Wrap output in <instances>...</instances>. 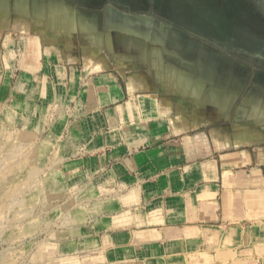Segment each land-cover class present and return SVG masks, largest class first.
Returning <instances> with one entry per match:
<instances>
[{
    "label": "crops",
    "instance_id": "1",
    "mask_svg": "<svg viewBox=\"0 0 264 264\" xmlns=\"http://www.w3.org/2000/svg\"><path fill=\"white\" fill-rule=\"evenodd\" d=\"M207 32L111 0H0V101L47 121L97 193L76 238L93 264H264V60Z\"/></svg>",
    "mask_w": 264,
    "mask_h": 264
},
{
    "label": "rangeland",
    "instance_id": "2",
    "mask_svg": "<svg viewBox=\"0 0 264 264\" xmlns=\"http://www.w3.org/2000/svg\"><path fill=\"white\" fill-rule=\"evenodd\" d=\"M120 3L131 10L154 11L156 3L164 11L173 8L177 13H164L166 17L183 26L196 25L197 30L208 26L213 29L212 39L225 41L214 32L221 30L229 45L232 29H238V48L243 55L255 60L261 53L264 60V0ZM13 108L0 101V264L98 263L101 258L97 253L76 249L80 241L76 238L88 231L84 227L91 221L97 193L85 190L68 176L67 147L48 136L47 121Z\"/></svg>",
    "mask_w": 264,
    "mask_h": 264
},
{
    "label": "flooded vegetation",
    "instance_id": "3",
    "mask_svg": "<svg viewBox=\"0 0 264 264\" xmlns=\"http://www.w3.org/2000/svg\"><path fill=\"white\" fill-rule=\"evenodd\" d=\"M96 2H98V0H95ZM112 1V3L114 4V5H116V6H118V7H121V8H125V9H128V10H131V9H129V7L128 6H126L125 4H121L120 3V1H123V0H111ZM142 6V5H141ZM154 8H155V10L154 11H159V12H163V13H166V14H176L177 13V10L176 11H174V9L172 8V11H164L165 9H164V7H161V9H159V5H157V3L155 4V6H153ZM161 10V11H160ZM171 10V9H170ZM131 11H148V10H141V9H139V10H131ZM152 11V10H151ZM174 12H176V13H174ZM169 18V17H168ZM174 24H176V25H180V23L179 22H177L175 19H171V18H169ZM263 25H264V22H263ZM181 26H183V25H181ZM187 27H189V28H192V27H198V26H196V25H189V26H187ZM202 29L201 30H207L208 32L207 33H209V32H211L212 30L211 29H209L208 28V26H205V25H201L200 26ZM228 31V30H227ZM238 29H232V40H231V43L233 42V40L234 39H236L235 38V34H237L238 32ZM214 32H217V33H219L220 35H219V38H222L223 37V39H228V37H227V34L226 35H223L222 36V31L221 30H218V29H214ZM211 34V33H210ZM209 34V35H210ZM214 40V39H213Z\"/></svg>",
    "mask_w": 264,
    "mask_h": 264
}]
</instances>
